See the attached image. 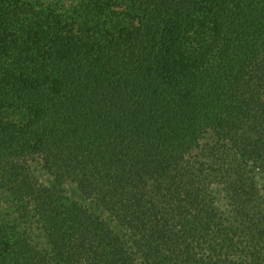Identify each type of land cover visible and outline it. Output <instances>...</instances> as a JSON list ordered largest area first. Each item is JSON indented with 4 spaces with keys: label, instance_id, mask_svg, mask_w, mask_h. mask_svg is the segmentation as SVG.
Segmentation results:
<instances>
[{
    "label": "trees",
    "instance_id": "1",
    "mask_svg": "<svg viewBox=\"0 0 264 264\" xmlns=\"http://www.w3.org/2000/svg\"><path fill=\"white\" fill-rule=\"evenodd\" d=\"M0 194V264H264V0H0Z\"/></svg>",
    "mask_w": 264,
    "mask_h": 264
},
{
    "label": "rangeland",
    "instance_id": "2",
    "mask_svg": "<svg viewBox=\"0 0 264 264\" xmlns=\"http://www.w3.org/2000/svg\"><path fill=\"white\" fill-rule=\"evenodd\" d=\"M44 180L46 181V182H49V179H48V177H44ZM0 197H1V194H0Z\"/></svg>",
    "mask_w": 264,
    "mask_h": 264
}]
</instances>
